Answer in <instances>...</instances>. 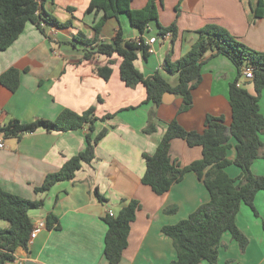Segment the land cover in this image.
Masks as SVG:
<instances>
[{
  "label": "crops",
  "instance_id": "0c3cea01",
  "mask_svg": "<svg viewBox=\"0 0 264 264\" xmlns=\"http://www.w3.org/2000/svg\"><path fill=\"white\" fill-rule=\"evenodd\" d=\"M148 0H132L133 10L143 9ZM264 0H161L157 2L159 24L177 27L176 38L171 32L159 35L157 22H152L142 34L121 14L110 18L102 28L99 42L112 43L119 31L125 40L146 43L155 38L154 52L145 57L140 53L135 62L137 69L151 77L160 72L167 83L175 88L180 83L178 73L165 70L166 60L177 62L185 57L199 39L198 31L208 25L224 28L248 48L264 52V14L255 17V9ZM91 0H47L44 9L60 22L72 26L59 29L45 26L43 33L28 22L24 32L13 45L0 51V76L10 69L20 73V86L16 92L0 83V125L16 119L32 123L38 119L55 120L69 109L83 114L95 107V115L108 114L112 119L96 123L95 135L106 130V135L95 147V158L84 164L71 181L56 184L50 191L37 193L49 174L56 173L67 161L87 147V128L68 132H48L44 129L26 134L22 138H4L0 149V189L32 201H42L43 207L30 211L33 224L56 218L54 227L42 230L30 242V250L19 248L15 260L7 264H110L105 256L108 232L106 217L109 211L117 216L130 201L141 203L136 220L131 224L128 247L118 264H170L177 259L173 240L162 229L187 219L200 205L210 201L204 183L193 172L172 189L159 196L142 183L146 172L144 154L153 155L173 120L188 131L202 133L206 118L224 117L232 123L230 86L238 80V70L225 56L209 59L202 69V81L192 91L193 105L181 112L182 98L163 97V103L154 107L146 103L147 89L143 84L129 88L121 79L122 58L100 55L94 61L83 60L86 46L74 41L83 32L95 37L93 26L103 13H87ZM113 62V73L104 80L95 73V65ZM250 80L243 75L238 86L256 95ZM167 94V93H166ZM264 116V91L260 96ZM151 112H155L157 130L146 134ZM264 143V134L261 136ZM228 158L235 160L237 141L232 137ZM201 147H190L186 141H172L170 155L182 167L202 158ZM226 172L232 178L241 175V169L231 165ZM252 172L264 176V160L258 159ZM105 198L98 199L95 191ZM259 216L242 205L237 216L240 230L248 237L244 254L229 233L223 237L217 264H264V191L256 197ZM168 208H174L168 212ZM0 222V228H7ZM202 264H209L204 262Z\"/></svg>",
  "mask_w": 264,
  "mask_h": 264
},
{
  "label": "trees",
  "instance_id": "16d2710c",
  "mask_svg": "<svg viewBox=\"0 0 264 264\" xmlns=\"http://www.w3.org/2000/svg\"><path fill=\"white\" fill-rule=\"evenodd\" d=\"M47 0H0V51L9 49L24 32L28 22L34 23L43 33L45 26H55L59 29L72 26V22H60L44 9ZM148 0L140 10L131 8L132 0H91L87 13L93 11L103 13V17L95 23V37L90 39L83 32L74 36V41L86 46L82 59L94 61L97 56L105 55L112 58L118 55L122 58L120 66L121 79L127 87L135 88L143 84L147 89L146 103L159 107L166 93H172L183 100L181 112L189 111L193 105L192 91L202 81L203 65L213 57L225 56L238 70V80L230 86V104L232 107V123L228 126L224 117L209 115L205 121L202 133L186 130L178 120H173L153 154H144L146 172L142 183L149 186L154 193L162 196L172 187L182 182L185 176L193 172L202 181L210 194V201L200 205L187 219L175 225L165 226L162 232L173 240L177 251V259L170 264H217L219 250L223 245V237L229 233L244 254L249 245L248 237L240 230L237 216L242 205L251 208L256 216L255 202L257 195L264 191V176L255 175L252 166L256 160H264V116L260 108V96L264 91V52L248 48L224 28L208 25L198 31L199 39L192 50L177 62L166 60L165 70L178 73L180 83L172 88L163 75L157 72L151 77H145L136 67L135 62L140 53L148 57L149 45L145 39L139 41L125 40L119 31L112 43H100L99 37L103 26L110 18H118L121 14L129 17L134 28L142 34L147 32L152 22H157L159 35L167 33L177 35L175 24L162 27L159 24L157 2ZM264 14V4L260 1L255 9V17ZM44 24V25H43ZM113 62L109 65H95V73L109 80L112 76ZM247 69L253 70V78L246 84L253 85L256 95H252L245 87L238 86L240 78ZM0 83L12 92L20 86V73L10 69L0 76ZM245 84V85H246ZM96 108L91 107L83 114L69 109L63 110L59 116L51 120L38 119L32 123H22L16 119L6 125H0V134L4 138H22L38 129L48 132H68L87 128V147L83 152L73 157L56 173L49 174L43 185L36 188L37 193L50 191L56 184L71 181L84 164H90L95 158V147L106 135V130L95 135L96 123L112 119L115 115L108 114L102 118L95 115ZM155 112H151L149 125L144 133L151 134L157 130ZM231 130V135H229ZM237 141L235 160L228 158L232 148L231 138ZM182 139L190 147H201L202 158L182 167L172 160L170 155L172 141ZM235 165L241 169L238 178H232L226 169ZM101 201L105 198L95 191ZM43 207L42 201H32L0 189V221H6L9 226L0 228V264L11 263L19 248L26 252L30 250V235L34 224L30 211ZM137 200L130 201L117 216H108L105 221L108 232L105 242V256L110 264H118L128 247L131 224L136 220L141 209ZM174 208H168L173 212ZM57 222L53 216L47 218V228L51 229Z\"/></svg>",
  "mask_w": 264,
  "mask_h": 264
},
{
  "label": "built area",
  "instance_id": "2783aa9c",
  "mask_svg": "<svg viewBox=\"0 0 264 264\" xmlns=\"http://www.w3.org/2000/svg\"><path fill=\"white\" fill-rule=\"evenodd\" d=\"M44 25V24H43ZM156 42L155 38H152L149 40V42L147 43L149 45V53H153L154 49H153V44ZM245 78L250 80L253 78V70L251 69H247L244 73ZM5 148V141L3 139V135L0 134V149H4ZM109 215L112 216V213L109 211ZM45 228H47L46 222L45 221H40L37 224L34 225L33 230L31 232L30 235V242L34 241L39 233L44 230ZM18 264V263H16Z\"/></svg>",
  "mask_w": 264,
  "mask_h": 264
},
{
  "label": "water",
  "instance_id": "95a60500",
  "mask_svg": "<svg viewBox=\"0 0 264 264\" xmlns=\"http://www.w3.org/2000/svg\"><path fill=\"white\" fill-rule=\"evenodd\" d=\"M174 94H172V93H167V94H165L164 96L165 97H168V96H173ZM229 135H231V130H229ZM27 264H36L35 262H32V261H29V262H27Z\"/></svg>",
  "mask_w": 264,
  "mask_h": 264
},
{
  "label": "rangeland",
  "instance_id": "374dc122",
  "mask_svg": "<svg viewBox=\"0 0 264 264\" xmlns=\"http://www.w3.org/2000/svg\"><path fill=\"white\" fill-rule=\"evenodd\" d=\"M246 86H247V87H249V86H250V84H246ZM0 222H2V221H0ZM4 222H6V221H4ZM6 224H8V223H6ZM8 226H9V225H8Z\"/></svg>",
  "mask_w": 264,
  "mask_h": 264
}]
</instances>
